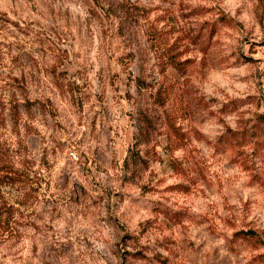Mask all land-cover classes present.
Here are the masks:
<instances>
[{"label":"rangeland","instance_id":"374dc122","mask_svg":"<svg viewBox=\"0 0 264 264\" xmlns=\"http://www.w3.org/2000/svg\"><path fill=\"white\" fill-rule=\"evenodd\" d=\"M0 264H264V0H0Z\"/></svg>","mask_w":264,"mask_h":264},{"label":"trees","instance_id":"16d2710c","mask_svg":"<svg viewBox=\"0 0 264 264\" xmlns=\"http://www.w3.org/2000/svg\"><path fill=\"white\" fill-rule=\"evenodd\" d=\"M246 235H251V237H252V236H254V235H256V234L253 233V232H250V233H246Z\"/></svg>","mask_w":264,"mask_h":264}]
</instances>
